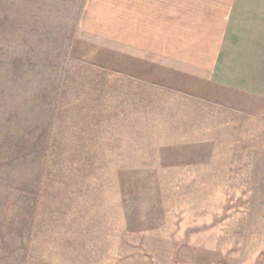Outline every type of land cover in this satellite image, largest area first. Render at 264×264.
I'll return each mask as SVG.
<instances>
[{"label":"rangeland","instance_id":"374dc122","mask_svg":"<svg viewBox=\"0 0 264 264\" xmlns=\"http://www.w3.org/2000/svg\"><path fill=\"white\" fill-rule=\"evenodd\" d=\"M112 7L0 0V264H264V118L115 74Z\"/></svg>","mask_w":264,"mask_h":264},{"label":"crops","instance_id":"0c3cea01","mask_svg":"<svg viewBox=\"0 0 264 264\" xmlns=\"http://www.w3.org/2000/svg\"><path fill=\"white\" fill-rule=\"evenodd\" d=\"M186 3L194 8L199 1L113 0V72L155 83L171 76L174 84H189L177 90L193 95L189 91L207 83L212 100L264 118V0H225L223 6L209 0L214 24H209L208 48L195 50L187 67Z\"/></svg>","mask_w":264,"mask_h":264}]
</instances>
